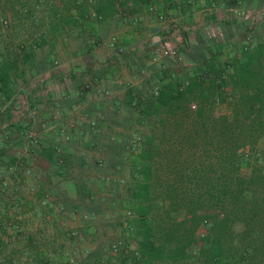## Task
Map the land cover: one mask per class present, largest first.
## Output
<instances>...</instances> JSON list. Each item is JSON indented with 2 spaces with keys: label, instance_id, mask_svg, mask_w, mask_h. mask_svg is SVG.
Listing matches in <instances>:
<instances>
[{
  "label": "rangeland",
  "instance_id": "obj_1",
  "mask_svg": "<svg viewBox=\"0 0 264 264\" xmlns=\"http://www.w3.org/2000/svg\"><path fill=\"white\" fill-rule=\"evenodd\" d=\"M95 1L0 0V195H8L13 208L19 209L22 221L26 219L22 216V208L31 204L34 205L31 216L35 213L41 215V209H45L43 205H63L66 209L64 214L53 212L51 222L45 218L47 224L53 225L50 226L52 231L56 228L52 239L31 236V231L21 224L19 249L23 258L19 264H39L42 261L57 264L69 255L77 264H101L102 261L108 264H136L131 256V249H138L137 236L131 224L134 219L131 189L141 176L136 174L133 156L146 143L154 124L152 140L158 149V153L154 152V161L163 163L156 171L163 178L174 170L166 169L165 152L176 139L174 132H178V128L183 130V127H178L179 124L175 125L176 119L182 116L181 109L175 115L164 110L155 115L146 110L153 87L182 85L196 77H202L206 84L212 80L217 85L215 91L219 98L218 102L214 100L212 109L218 115L228 112L246 91H253L246 85L234 84L231 78L235 63L243 59L245 52L260 48L264 73V0H247L242 16L231 12V18H226L228 22L225 23V18H221L220 41L215 39L209 23V10L206 9L209 0H138L139 4L131 1V8L125 7L124 0L120 7L112 0L114 8L106 4L102 11H98L101 20L91 15L92 11H96ZM103 1L107 3L109 0ZM147 4L157 9L163 6V13L177 25L187 65H179V70H174L176 67L172 69V76L163 72V77L157 76L151 72L150 66L144 67L151 72L148 79L144 72H136L141 83L133 86L125 84L124 94L116 97V130L100 129V125L91 122L93 117L84 112L87 118L86 121L81 120V125H84L81 133L78 131L79 124L69 118V124H55V133L49 129L50 133L43 135L39 127L46 120L40 116V120L35 118L33 124L32 116L50 111L53 100L48 97L47 86L41 89L38 85L42 84L41 79L47 73H59L55 79L63 82L61 52L65 43L70 40L78 48H85L91 35L85 37L83 26L116 22V12L120 19L131 16L132 23H142L146 17L155 16L148 11ZM233 6L239 9L235 3ZM200 9L204 10L198 16ZM91 37V41H95L96 36ZM126 49L121 53L122 60L132 55L128 53L131 50ZM134 52L147 63L145 49ZM112 55L116 59V53ZM166 67L171 66L166 63ZM223 72L226 78L220 80ZM220 85L225 90L220 91ZM38 89L42 90L40 94L33 93ZM189 99L191 105L198 106V99L193 94ZM64 100L58 99L56 106L62 111L68 106L62 102ZM3 123L6 125L2 126ZM62 128L66 135L60 133ZM163 131H168V135H163ZM33 137L38 138L37 144L31 142ZM257 141L255 155L264 163V135L259 136ZM54 146L61 148L65 160L61 167L55 164ZM88 150L93 153H88ZM18 161H23V165L19 166ZM3 183L7 185L4 187ZM14 185L19 186L18 191L13 190ZM162 204L161 197L155 198L154 205ZM84 213H88L87 219L82 217ZM209 227V220L200 224L197 241L191 245L188 256L175 264H218L200 251L206 247L201 236L208 233ZM70 230H76L77 235H70ZM239 231L236 226L228 237V244L237 246L240 243ZM114 240L120 244L116 254L112 255L109 245ZM225 255L226 264H250L249 255L237 253L234 249L226 250ZM260 260L253 259L251 264H262Z\"/></svg>",
  "mask_w": 264,
  "mask_h": 264
},
{
  "label": "trees",
  "instance_id": "obj_2",
  "mask_svg": "<svg viewBox=\"0 0 264 264\" xmlns=\"http://www.w3.org/2000/svg\"><path fill=\"white\" fill-rule=\"evenodd\" d=\"M261 56L259 48L245 52L243 59L235 63L232 81L253 91H246L228 112H213L218 96L212 80L206 84L190 79L182 89L178 84H166L151 95L146 110L155 115L163 110L175 115L181 109L182 116L175 125L183 130L173 131L176 139L165 152V167L174 170L163 178L156 173L163 163L154 161L158 153L152 140L154 124L146 143L133 156V166L141 179H136L131 189V224L141 264L184 260L197 241L198 227L206 220L210 227L201 236L206 244L200 249L202 254L226 264V250L234 249L249 255L250 264L257 258L264 264V163L254 151L259 136L264 135ZM191 94L198 99V106L190 104ZM159 197L163 204L154 205ZM236 226L241 241L232 246L228 237Z\"/></svg>",
  "mask_w": 264,
  "mask_h": 264
},
{
  "label": "crops",
  "instance_id": "obj_3",
  "mask_svg": "<svg viewBox=\"0 0 264 264\" xmlns=\"http://www.w3.org/2000/svg\"><path fill=\"white\" fill-rule=\"evenodd\" d=\"M131 1L139 4L138 0H124L126 8L130 7ZM246 1L209 0L206 9L209 10L208 19L216 40H221L220 35L222 33L219 30V25H222L221 18H225V23L228 22L226 18H231V12H237V14L242 16L245 13ZM112 3V0H109L107 3L103 0H96L94 5L95 12L102 11L106 4L109 5V8H114ZM234 3L235 5H239V9L233 6ZM161 7L158 6L159 11L164 12ZM203 10L200 9L197 11V14H200ZM118 16L119 14L116 12V22L113 21L106 25L89 23L83 26V34L86 38L89 35L96 36L95 41H93L95 43L91 41L93 39L91 36L85 48H78L77 44L70 40L65 43L62 49L63 51L61 52L63 54L62 63L64 64L63 71L61 70L64 72L63 82H58L55 79L59 73H54V75H52L53 73H47L48 75H43V79H41L42 84H39L38 87L42 89V87L47 86L48 97L53 100V107L47 113H38L36 115L34 113L32 116L33 124L35 123V118L40 120V116H43V119L46 120L41 122L39 127L43 135L46 132L50 133L47 131L49 129L55 133L54 130L57 128L55 124L63 123L66 125L69 118L76 124H79L78 131L81 133V130L84 128V125H81V120L86 121L85 119L87 118L84 112H87L89 117H93L94 121L91 122L98 124V126L100 125V129L116 130V97L120 98L124 94L123 92L126 90L125 84L133 86L141 83L140 78L135 74L136 72H144L146 79L149 78L151 72L160 77H163L162 72L165 75L170 74L172 76V69L176 67L174 70H179V65H187L188 62L186 60L181 64L167 61V66L171 67H164L161 71L157 70L155 68L156 66L151 64L149 60V48L151 47V43L154 42V36L159 34L161 23L157 21L155 16L149 19L146 17V20L139 24L132 23L131 16L122 19ZM198 16H201V14ZM100 38H102L101 42ZM112 39L115 41V45L121 46L123 49L128 48L131 50V52H128L129 54L132 53L131 56L129 55V59H121L122 54L118 55L116 48L110 45ZM156 40L158 41L159 39ZM143 49L147 51V63L144 62L145 60L139 59L136 52H134ZM114 53H116V59H113L112 54ZM113 61L115 64L112 63ZM146 66H150L152 71L150 72L144 69ZM83 82H91L96 89L78 97L75 95V91ZM41 91L38 89L34 90L33 93L37 92L40 94ZM58 99H65L62 102L68 105L66 108L63 107V111L56 107ZM1 125L5 126L6 123ZM33 127L35 128V126ZM87 152L93 153L90 150ZM10 201L11 199H8L7 194L0 195V264H13V262L19 264V261L23 258L21 249H19L21 239L18 238L11 241L9 238V230L3 224L5 221L18 216L19 209L15 207L14 209V205ZM33 208L34 205L32 204L28 208H22V216H26V219L24 221L21 220V224L23 223V226L25 224V228L31 231V236L34 234V236L38 235V237L41 236L47 240L52 239L53 237L51 235L56 231V228L54 227L52 231L53 225L47 224L44 217L48 209H41V215L35 213V215L31 216L30 214L34 213L32 211Z\"/></svg>",
  "mask_w": 264,
  "mask_h": 264
},
{
  "label": "built area",
  "instance_id": "obj_4",
  "mask_svg": "<svg viewBox=\"0 0 264 264\" xmlns=\"http://www.w3.org/2000/svg\"><path fill=\"white\" fill-rule=\"evenodd\" d=\"M116 6L120 7L122 4V0H115ZM148 11H150L151 14H155V17L158 22L161 23L159 34H158V41L152 42L151 47L149 48V60L151 64L155 65L157 69L160 71L164 69L165 63L167 61H172L177 64H181L185 59V51L182 48V38L179 34V30L176 24L173 23L171 19L167 17L165 13L162 11H159L155 6L149 5L147 6ZM91 15L95 17L98 20L102 19V16L98 14L95 11H92ZM111 46H114L116 48V53L118 55H121L123 52V47L115 45V41L112 39L110 42ZM202 77H196V80H201ZM226 78V73L223 72L220 75V80ZM188 84V81L186 80L182 85H179V88L182 89L185 85ZM219 90H225V87L223 85L219 86ZM93 89H96L94 84L91 82H83L79 85V87L75 91V95L80 97L88 92L92 91ZM98 90V89H97ZM159 91L158 86H154L152 89V92L154 95H156ZM226 93V91L224 92ZM216 101H219V98H216ZM60 133L63 135H66L65 129H60ZM33 144L38 143V138L33 137L31 140ZM54 152L56 153L55 158V164L57 167H61L65 164L64 157L61 154V148L58 146H54ZM19 166L23 165V161H18ZM4 187L7 185V183H3ZM1 188L2 190L4 189ZM14 191H18L19 186L14 185L13 187ZM17 206V205H16ZM45 209H48L47 213L44 214V217L47 219L48 222L53 221L54 215L53 212H57L59 214L66 213V209L63 205H43ZM127 214H130V211H127ZM84 219H87L89 217L88 213H84L82 216ZM4 227L9 230V238L11 241H14L22 236V225H21V217L15 216L11 220H7L4 223ZM69 234L72 236L77 235L76 230H70ZM119 242L117 243L116 240L112 241L109 245V253L112 255H115L116 252L119 249ZM87 252V251H86ZM131 256L136 261V264H139L140 260V253L139 250L134 247L131 249ZM39 264H50V262L42 261ZM57 264H77V262L74 260L72 256H68L66 260L60 261ZM101 264H108L106 261H102Z\"/></svg>",
  "mask_w": 264,
  "mask_h": 264
},
{
  "label": "water",
  "instance_id": "obj_5",
  "mask_svg": "<svg viewBox=\"0 0 264 264\" xmlns=\"http://www.w3.org/2000/svg\"><path fill=\"white\" fill-rule=\"evenodd\" d=\"M159 37H158V35H155L154 36V42H156L157 40L156 39H158Z\"/></svg>",
  "mask_w": 264,
  "mask_h": 264
}]
</instances>
